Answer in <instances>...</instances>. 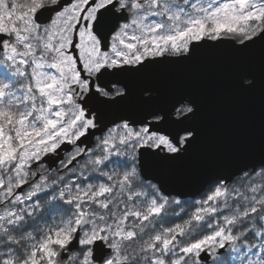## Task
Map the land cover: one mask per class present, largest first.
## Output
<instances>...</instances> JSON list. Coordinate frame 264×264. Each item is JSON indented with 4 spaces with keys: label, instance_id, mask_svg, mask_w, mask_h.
<instances>
[{
    "label": "snow or ice",
    "instance_id": "obj_1",
    "mask_svg": "<svg viewBox=\"0 0 264 264\" xmlns=\"http://www.w3.org/2000/svg\"><path fill=\"white\" fill-rule=\"evenodd\" d=\"M225 51L264 66V0H0V264H264V142L183 198L198 105L143 79Z\"/></svg>",
    "mask_w": 264,
    "mask_h": 264
},
{
    "label": "water",
    "instance_id": "obj_2",
    "mask_svg": "<svg viewBox=\"0 0 264 264\" xmlns=\"http://www.w3.org/2000/svg\"><path fill=\"white\" fill-rule=\"evenodd\" d=\"M241 65L255 78L251 89L237 86L236 70ZM143 79L159 92L161 102L182 92L198 105L193 124L200 129L199 144L194 154L170 170L168 190L193 197L210 171L240 152L259 149L264 142V66L258 54L204 52L191 61L150 69ZM129 108L135 109V103Z\"/></svg>",
    "mask_w": 264,
    "mask_h": 264
},
{
    "label": "flooded vegetation",
    "instance_id": "obj_3",
    "mask_svg": "<svg viewBox=\"0 0 264 264\" xmlns=\"http://www.w3.org/2000/svg\"><path fill=\"white\" fill-rule=\"evenodd\" d=\"M184 198V197H183ZM188 198H190V197H186L185 199H188Z\"/></svg>",
    "mask_w": 264,
    "mask_h": 264
}]
</instances>
